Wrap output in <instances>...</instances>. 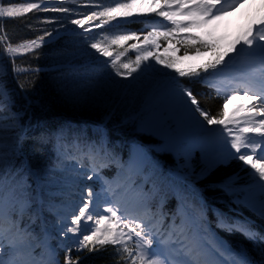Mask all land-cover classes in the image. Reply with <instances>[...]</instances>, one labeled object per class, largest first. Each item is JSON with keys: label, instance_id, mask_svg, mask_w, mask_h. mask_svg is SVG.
I'll use <instances>...</instances> for the list:
<instances>
[{"label": "snow or ice", "instance_id": "6c2138e0", "mask_svg": "<svg viewBox=\"0 0 264 264\" xmlns=\"http://www.w3.org/2000/svg\"><path fill=\"white\" fill-rule=\"evenodd\" d=\"M246 2L25 0L19 6L0 7V58L6 56L13 71H22L17 56L64 35L72 38L77 53L94 72L110 68L115 77L129 81L121 84L106 73L111 84L131 88L146 83L162 109V118L166 113L183 133L178 142L166 140L164 150L182 155L185 164L181 167L190 168L192 152L199 148L205 166L198 178L233 160L243 162L252 170L249 183L239 186V177L231 176L217 187L233 203L243 204L264 221V15L226 44L218 35L226 30L227 18ZM68 5L92 10L79 13ZM33 11L69 15L37 17L44 23H59V27L43 29V35L14 46L3 18H20ZM64 19L75 27L62 23ZM137 20L141 28L128 27ZM129 52L135 53L134 59L128 57ZM205 56L208 59L202 63L178 66ZM194 84L210 89L222 101L215 115L201 106ZM66 95L77 103L84 99L75 90ZM232 101L240 103L230 110ZM12 103V92L0 80V264H60V251L65 253L63 264H81L79 254L85 250L104 252L108 246L125 264H264V232L248 220L210 208L201 190L190 182L188 172H165L148 148L135 146L128 159L121 160L100 126L95 129V139L70 124L42 133L37 142L52 143L57 164L44 175L26 160L13 170L16 158L22 156L20 142L27 130L19 114L11 112ZM6 109L10 114H4ZM140 127L150 130L142 118ZM70 146L78 156H69ZM85 158L90 162L87 168ZM65 159L76 160L82 171L67 168ZM113 164L118 172L109 180L101 170ZM68 172L71 177L65 175ZM85 178H95L99 189L81 184ZM53 188L57 191L52 192ZM74 195L79 199H73ZM53 196L62 197L61 203L56 204ZM170 198L176 201L173 211L165 210ZM45 209L56 217L52 230L43 216ZM216 229L244 236L258 251L259 260L246 248L233 247Z\"/></svg>", "mask_w": 264, "mask_h": 264}, {"label": "trees", "instance_id": "16d2710c", "mask_svg": "<svg viewBox=\"0 0 264 264\" xmlns=\"http://www.w3.org/2000/svg\"><path fill=\"white\" fill-rule=\"evenodd\" d=\"M24 2L25 0H0V7L19 6ZM54 2H59V0H54ZM103 2L107 3L108 0H103ZM68 6L77 9L79 13L92 10L82 5ZM68 15L67 13L33 11L20 18L3 19L7 34L11 37L15 46L28 39L43 35L41 31L43 29L53 30L59 27V23H44L42 19H37V17H67ZM62 23L67 24V26L71 25L67 19H64ZM142 26L139 20L128 25L133 30ZM76 30L80 31V29ZM101 31L103 30H95V32ZM71 40V37L64 35L56 39H48L47 43L40 49L17 56L16 64L22 69L19 72L13 71V63L6 56L0 58V80H3L7 89L13 94V103L10 105V110L19 114L20 123L28 133V136L20 142L22 156L16 158L13 170L18 168L25 160L41 175L52 169L57 164V156L52 143L42 144L37 142L36 138L40 137L42 133L54 131L66 124H70L73 129H83L84 134L89 139L96 138L95 129L97 126L104 128L111 147L121 159H124L123 157L132 145L144 146L149 149L158 144V141L151 136L136 130L139 118L136 103L126 108L123 107V104L120 105V100L113 98L116 103L108 108L93 102H85L84 104L80 101L77 103L66 95V93H72L75 90L82 96V93L98 83L108 73V70L111 71L108 68L101 72H94L77 53L78 46L72 44ZM79 47H83V45ZM87 50L89 52L93 51L90 48ZM177 55H180V53H177ZM128 57L131 58L130 52ZM100 59L104 60V58ZM21 85H23V88L20 87ZM192 87L201 106L215 115L222 103L221 100L215 98L213 93L202 85L194 84ZM26 100L29 103H26ZM82 100L88 99L84 97ZM4 114L8 115L10 113L6 109ZM149 155L163 166L165 172L168 169L178 170L170 155L157 154L152 151H149ZM202 168V165H196L194 170L186 172L190 174V182L201 190L209 207L218 208L236 219L246 220V218H251L259 224L257 225L258 230L264 232V221L257 219L243 207L233 204L232 198L225 196L217 187L231 176L239 177L237 181L239 186L250 182L246 170H241L240 162L237 160L231 161L227 165L212 169L202 178H198ZM179 173L183 174L180 171ZM57 175L61 174L58 172ZM33 187H35L34 184ZM56 191V188L52 189V192ZM44 199L45 201L49 199L47 193L44 194ZM52 199L56 204H59L63 198L53 196ZM166 205L168 211H173L176 205L175 199L170 198ZM43 216L46 221L50 222L49 230H52L51 226L56 220L55 216L46 209L43 211ZM209 219L214 222L211 212H209ZM25 222H27V218H25ZM36 230L39 231V228L37 227ZM216 231L233 247L246 248L254 260H259L258 251L244 236L238 233L227 235L218 229ZM76 255L75 250H73V258ZM79 255L81 256V264H125V261L115 252L112 246H108L107 251L104 252L89 253L85 250ZM63 259L64 257L59 258L61 264H63Z\"/></svg>", "mask_w": 264, "mask_h": 264}, {"label": "rangeland", "instance_id": "374dc122", "mask_svg": "<svg viewBox=\"0 0 264 264\" xmlns=\"http://www.w3.org/2000/svg\"><path fill=\"white\" fill-rule=\"evenodd\" d=\"M254 3L255 2H253V4ZM226 23L227 22H225L226 30H224V32H228L231 29L236 30V26L238 27V25L234 21H232V23L231 22H229L227 24ZM68 27L74 28L75 26L70 25ZM130 53H131V58L134 59L135 53L134 52H130ZM100 58H104V57H100ZM203 58L204 57L198 58L195 60H185V61L180 62L178 64V66L181 67L184 63L199 62ZM156 67L159 68L160 66L157 65ZM108 73H111L112 77H114V79L119 81L121 84L129 83V81L121 80L120 77H115L114 73H112V70L111 71L108 70ZM171 73L172 72H170V74ZM129 79H131V78H129ZM150 93H151L150 87L146 83L143 86L133 84V86L131 88H122V87H118L116 85L111 84L109 79L107 78V76L105 74L104 77H102L98 81V83H96L94 86L87 89V91L85 93H82V96L85 95L84 97L87 98L88 100H81V102L84 104H85V102H93V103H96L99 105L107 106L108 108H110L112 105H114L116 103L115 101H113V98H117V100H120V102H121L120 105L123 104V107H126V108H128V106H133L136 103V105H138V114H139L138 115L139 116V118H138V130L139 131L144 132L146 134L153 135L154 137H158L159 133L161 134V133H167L168 132L167 133L168 139L175 138L176 136H178L180 134L181 131H178L176 129V127L173 125V122L165 115V113L163 114V118H162V109L157 104L156 99L154 97H152ZM141 118L143 119V122L150 128L149 131H144L141 129V127H140ZM154 126H156L157 128H155ZM153 129H155V130L157 129L156 131H158V132H152ZM169 132H170V134H169ZM163 143L165 145L166 140H164V142H162L160 147H158L154 150L157 152H169L172 155V157L174 158V160L177 162L180 171H184V170L192 171V170H194V166H196V165H202L203 167L205 166L204 165V159H203V157H201L202 153H201V150L199 148L194 149L192 152V156H191V159L189 161L191 167L190 168H184V167H181L182 165L185 164L184 157L182 155L178 156L174 151L164 150ZM158 149H160V150H158ZM86 161H87V163L86 164L84 163V165L87 168L89 166L90 162L88 160H86ZM241 163H242L241 169L245 168L247 174L252 171L251 168H249L247 165H243V162H241ZM64 164L69 169L75 167L78 171H82V169L79 168L76 160L70 159L68 161H65ZM106 170H113L114 171L113 173L115 175L118 172V168L114 164L111 165L110 167H107ZM65 174L68 175L69 177H71V175H72L71 172H68ZM106 178L109 179L108 177H106ZM80 183L81 184L94 185L97 188V190L99 189V184L95 183V178L93 181H88L85 178ZM73 199L78 200L79 197L74 195ZM69 223H70V217H69ZM69 236H71V234H69ZM62 253H64V251L60 252V254H62Z\"/></svg>", "mask_w": 264, "mask_h": 264}, {"label": "bare ground", "instance_id": "6f19581e", "mask_svg": "<svg viewBox=\"0 0 264 264\" xmlns=\"http://www.w3.org/2000/svg\"><path fill=\"white\" fill-rule=\"evenodd\" d=\"M253 2H255V3L253 4ZM262 15H264V0H247V2L242 7L238 8L235 12H233L227 18V20L225 22H227V23L231 22L232 23V21H234L238 25L242 26V27H240L241 32H242L246 28V26H248L254 20L259 19V17ZM242 23H244V24L242 25ZM238 103H240V101H232L229 103L228 108L231 110ZM165 115L167 116L166 113H165ZM173 125L175 126L174 123H173ZM154 127L157 128L156 126H154ZM156 130L153 129L152 132H158ZM167 133H161V134L159 133L158 137L160 139H162L163 141L167 140V141L178 142L180 140V138L183 136V133L180 132V134L178 136H176L175 138L172 137L173 139H168ZM169 134H170V132H169Z\"/></svg>", "mask_w": 264, "mask_h": 264}]
</instances>
